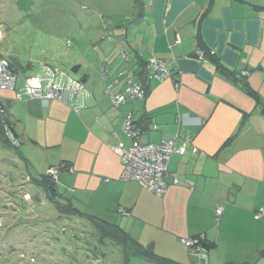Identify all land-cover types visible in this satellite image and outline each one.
<instances>
[{"label":"crops","instance_id":"1","mask_svg":"<svg viewBox=\"0 0 264 264\" xmlns=\"http://www.w3.org/2000/svg\"><path fill=\"white\" fill-rule=\"evenodd\" d=\"M109 11L100 13L101 31L119 42L109 62L92 69L81 60L66 71L43 65L47 79L80 86L68 103L30 97L25 86L32 74L17 73L15 89L0 90L20 141L14 148L6 136L17 158L37 178L70 166L60 172L57 192L80 212L117 226L132 251H146L128 264H264V215L256 219L264 209V0H132ZM152 58L165 61L172 77L146 81L141 69ZM127 70L138 74L146 98L114 106L106 87ZM48 89L44 84L43 94ZM124 89L122 81L111 93ZM129 113L141 143L164 137L186 150L171 158L163 197L121 180L115 149L132 144L122 132ZM201 236L200 248L184 243Z\"/></svg>","mask_w":264,"mask_h":264},{"label":"rangeland","instance_id":"2","mask_svg":"<svg viewBox=\"0 0 264 264\" xmlns=\"http://www.w3.org/2000/svg\"><path fill=\"white\" fill-rule=\"evenodd\" d=\"M118 1L132 0H0V56L14 68L19 62L22 76L47 78L43 65L66 71L81 60L95 69L119 45L101 31L100 15ZM35 177L0 143V264L129 263L107 227L71 214L69 205L59 209L56 202L66 206L69 197L48 198Z\"/></svg>","mask_w":264,"mask_h":264},{"label":"built area","instance_id":"3","mask_svg":"<svg viewBox=\"0 0 264 264\" xmlns=\"http://www.w3.org/2000/svg\"><path fill=\"white\" fill-rule=\"evenodd\" d=\"M198 56L203 58V53L199 52ZM145 73L146 81L148 82L152 80L164 81L172 77V72L167 67L166 62L157 58H152L146 63ZM105 75L106 74L104 73V76ZM243 75L245 77L248 76V72H244ZM137 76V73L127 70L120 73L117 79L106 87V92L111 94V100L114 106H119L128 100L135 101L146 98V86L136 79ZM34 77L39 78L41 86L31 90H29L30 86L28 83H26L25 86L27 94L32 98H40L44 101L56 100L59 102L68 103L72 93L80 90V86L78 84H74L72 87H65L57 84L53 79H47L40 75ZM34 77L30 78L29 80L33 79ZM17 78L18 75L13 72L8 61L0 56V90H14L16 87ZM122 81L124 82L125 86L124 91L112 95L111 92L113 91L114 87L120 85ZM44 84L49 85V89L45 94H43ZM178 87L179 84H177V88ZM0 123L2 124L4 130L11 135L15 144L20 146L19 140L15 139L13 136L12 128L6 120L5 111L1 105ZM154 129L157 130L158 127L155 126ZM122 132L128 139L132 141V144L128 148L120 146L115 149V151L121 157L123 164L121 180L135 181L149 193L157 197H163L170 186L167 179L172 177L169 172V163L171 158L174 154L184 155L186 151L185 148H178L175 140L166 139L164 137L159 144L141 143L140 138L142 137V132L136 126L132 113H129L124 118ZM63 169L72 171L70 166L63 165L58 168H50L47 174L53 181L57 182L60 172ZM173 184L179 185L181 182L177 178H173ZM120 212L127 214L123 210ZM222 212L223 208L218 207L216 210V216L218 219L222 215ZM263 215L264 209H261L256 215V219H259ZM203 242L204 237L201 236L192 240H187L184 243L188 247L200 248Z\"/></svg>","mask_w":264,"mask_h":264},{"label":"trees","instance_id":"4","mask_svg":"<svg viewBox=\"0 0 264 264\" xmlns=\"http://www.w3.org/2000/svg\"><path fill=\"white\" fill-rule=\"evenodd\" d=\"M204 56H210V53L208 52H204ZM2 57V56H1ZM4 58V57H3ZM7 60V59H6ZM211 60L216 64L217 66V70H220V71H226L225 69L221 70L222 69V66L219 65V63H217L211 56ZM8 61V60H7ZM8 63L10 64L12 70L14 73H18L17 69L14 68V66L8 61ZM145 66L146 64L143 66V70L141 69V73L144 71L145 73ZM226 76L230 79H232L234 81V83L236 84H239V87L246 93L248 94L249 96L253 97L254 99H256L257 102H261L260 100V97L259 95L254 91L252 90V88L247 84L246 81H243L242 79H238L236 77V75L232 72H225ZM144 78L146 80V76L144 75ZM143 78V79H144ZM8 122V121H7ZM9 124V123H8ZM10 125V124H9ZM12 128V127H11ZM12 133H13V136L15 139L19 140L13 129H12ZM6 136H9L11 138V141H12V144L14 145V148H19L20 146H17L13 140V138L11 137L10 134H8L2 124L0 123V143L6 147V148H12V146L10 145V142L9 140L6 138ZM20 142V141H19ZM12 148V149H14ZM61 167V166H60ZM64 170V169H63ZM62 170V171H63ZM35 183L36 185L40 186V187H43L45 190H47L50 194H52V197H50V195H48V198L50 199H54L57 200V196H59V193L57 192L56 188H55V184L57 182L53 181L49 176L48 174L46 176H43V177H40L38 178L37 180H35ZM56 205L59 207V209H63L64 207H67V205H69L70 207V212L71 214H77V215H80L84 218H88L89 220L93 221L96 225L98 226H102V227H107L108 230L105 232L106 235H108L109 237H111L112 240H114L116 243L118 244H122L123 245V254H124V257H125V261L127 262L130 257L132 255H141V256H145L146 255V251H142V250H138V248L135 250L133 249V251L131 250V245H130V240L128 238V236L122 232L117 226H114V225H110V224H107L105 221L101 220V219H98V218H94V217H91V216H88L82 212H80L79 210L75 209L72 204L68 203L66 204V206H64L62 203L60 202H56ZM63 207V208H61ZM204 243V242H203ZM204 246V245H203Z\"/></svg>","mask_w":264,"mask_h":264},{"label":"clouds","instance_id":"5","mask_svg":"<svg viewBox=\"0 0 264 264\" xmlns=\"http://www.w3.org/2000/svg\"><path fill=\"white\" fill-rule=\"evenodd\" d=\"M27 83L30 86L29 90L34 88H39L41 86L38 77H34L33 79L29 80ZM73 83H74L73 81L69 80V84H73Z\"/></svg>","mask_w":264,"mask_h":264}]
</instances>
